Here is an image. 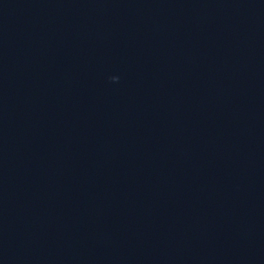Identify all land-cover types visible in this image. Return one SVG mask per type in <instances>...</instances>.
<instances>
[{
	"label": "clouds",
	"instance_id": "9594fccd",
	"mask_svg": "<svg viewBox=\"0 0 264 264\" xmlns=\"http://www.w3.org/2000/svg\"><path fill=\"white\" fill-rule=\"evenodd\" d=\"M113 79L115 80L116 78L114 77Z\"/></svg>",
	"mask_w": 264,
	"mask_h": 264
}]
</instances>
